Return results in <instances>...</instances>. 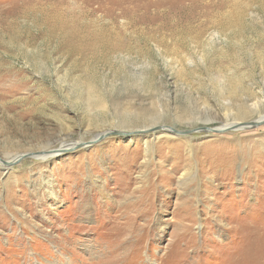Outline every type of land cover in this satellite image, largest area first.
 <instances>
[{
    "label": "rangeland",
    "instance_id": "rangeland-1",
    "mask_svg": "<svg viewBox=\"0 0 264 264\" xmlns=\"http://www.w3.org/2000/svg\"><path fill=\"white\" fill-rule=\"evenodd\" d=\"M263 116L264 0H0V264L264 263Z\"/></svg>",
    "mask_w": 264,
    "mask_h": 264
},
{
    "label": "bare ground",
    "instance_id": "bare-ground-1",
    "mask_svg": "<svg viewBox=\"0 0 264 264\" xmlns=\"http://www.w3.org/2000/svg\"><path fill=\"white\" fill-rule=\"evenodd\" d=\"M264 120V116L263 117H261V118H259L257 121L258 122H254L255 124H260L262 121ZM163 130H165V131H169L170 132V128L169 127H165V126H160ZM232 128V127H234V128H237V129H245V128H243L244 127V125H242L241 123H239V122H235V121H231L230 123H228L227 124V128ZM225 130H227L226 128L224 129H222V131H225ZM98 136H96V138H97ZM95 138V139H96ZM94 139V140H95ZM77 145H78V143H77ZM74 147H76V146H74ZM21 157V156H20ZM42 158H44V157H42ZM19 159V158H18ZM17 160V159H16ZM15 160V161H16ZM120 222V221H119ZM129 222V221H128ZM260 256H262V255H260ZM263 257V256H262ZM255 260V259H254ZM114 261V260H113ZM255 262H256V264H264L263 263V261H258V260H255Z\"/></svg>",
    "mask_w": 264,
    "mask_h": 264
},
{
    "label": "water",
    "instance_id": "water-1",
    "mask_svg": "<svg viewBox=\"0 0 264 264\" xmlns=\"http://www.w3.org/2000/svg\"><path fill=\"white\" fill-rule=\"evenodd\" d=\"M116 132V131H115ZM176 133H184V132H179V131H175ZM109 133L108 132H105V133H103V134H101V135H99L96 139L97 140H100V139H102V138H104L106 135H108ZM33 155H35L36 156V153L35 154H33V153H30V154H26V156H33ZM24 155H22L19 159H21L22 157H23ZM34 157V156H33Z\"/></svg>",
    "mask_w": 264,
    "mask_h": 264
}]
</instances>
